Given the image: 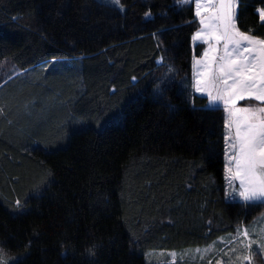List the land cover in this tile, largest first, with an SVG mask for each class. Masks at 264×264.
Listing matches in <instances>:
<instances>
[{
  "label": "trees",
  "instance_id": "16d2710c",
  "mask_svg": "<svg viewBox=\"0 0 264 264\" xmlns=\"http://www.w3.org/2000/svg\"><path fill=\"white\" fill-rule=\"evenodd\" d=\"M118 2L0 0V62L18 71L0 81L11 264H153L264 208L226 194L224 108L193 90L194 1ZM262 8L238 0L237 28L264 39Z\"/></svg>",
  "mask_w": 264,
  "mask_h": 264
},
{
  "label": "snow or ice",
  "instance_id": "6c2138e0",
  "mask_svg": "<svg viewBox=\"0 0 264 264\" xmlns=\"http://www.w3.org/2000/svg\"><path fill=\"white\" fill-rule=\"evenodd\" d=\"M235 4L236 0L197 4L198 9L215 7L216 12L212 17L213 24L202 28L193 37L194 41H202L209 46V51L203 54L205 59L196 61L205 71L200 73L204 79L196 80L195 91L206 93L210 103L222 102L229 111L227 127L230 131L226 139L231 140L229 148L232 155L229 161L234 163L235 172L231 166L227 171L233 180L240 181L239 196L244 201H255L264 198V106L251 109L237 105L239 101L253 98L264 102V39H255L239 32L234 23ZM258 12L261 22H264V9ZM197 15H200L199 11ZM245 43L258 46L262 55L257 58L253 55L255 47L250 52L244 47ZM221 44L222 54L216 47ZM210 52L216 54L210 56ZM209 89L214 90L215 94ZM233 114H239L234 134L231 132ZM247 234V231L243 233L244 236Z\"/></svg>",
  "mask_w": 264,
  "mask_h": 264
},
{
  "label": "rangeland",
  "instance_id": "374dc122",
  "mask_svg": "<svg viewBox=\"0 0 264 264\" xmlns=\"http://www.w3.org/2000/svg\"><path fill=\"white\" fill-rule=\"evenodd\" d=\"M111 6L121 8L119 2L112 3L113 0H98ZM115 4V5H113ZM213 4V3H212ZM213 7H202L200 13L206 14ZM200 23V21H199ZM201 25V23H200ZM205 48V47H204ZM204 50V49H203ZM202 50V53H203ZM202 53L199 57L193 61V72L195 63L202 58ZM199 66L196 65V69ZM205 69L201 66L198 69V73L204 72ZM18 73L16 68L7 61L0 62V81L15 76ZM195 77L193 75V90L195 91ZM210 90V89H209ZM212 90V89H211ZM213 94H215V91ZM196 92V91H195ZM197 93V92H196ZM198 94V93H197ZM203 95V94H201ZM207 96V95H203ZM244 101V100H242ZM209 102V99H208ZM260 102V101H259ZM211 105L222 106L225 112V173H226V194L230 200L244 201L239 196L240 181L238 179L233 180L228 173V167L233 168L235 172L234 163H230L229 157L232 155V151L229 148L231 140L226 139L229 136V128L227 123L230 118L229 111L223 106L222 102ZM264 104V102H263ZM242 108L258 109L264 105L254 106L252 103L245 102L244 104L237 105ZM237 115H231L232 128L231 132L235 133V123L237 122ZM244 202H260L264 204V198L255 201ZM247 231V236L243 233ZM254 241V243H250ZM18 254H11L6 252L0 246V264H11L19 259ZM148 262L153 264H264V208L258 214H256L248 223H241L237 226L234 233H227L216 238L214 241L205 246L188 247L181 250H162V251H148L146 253Z\"/></svg>",
  "mask_w": 264,
  "mask_h": 264
},
{
  "label": "crops",
  "instance_id": "0c3cea01",
  "mask_svg": "<svg viewBox=\"0 0 264 264\" xmlns=\"http://www.w3.org/2000/svg\"><path fill=\"white\" fill-rule=\"evenodd\" d=\"M194 1V7H195V11H196V14H197V12L199 11L200 12V10H201V8L200 9H198L197 8V4H217V3H219V0H193ZM237 7H238V0H236V4H235V9H234V11H235V19H234V23H235V25H236V28H237V22H236V12H237ZM262 9H264V8H262ZM215 12H216V9H215V7H213L212 8V10H210L208 13H206V14H202V12L200 13V15H197V18H198V20L200 21V23H201V21L203 20V24L201 23V25H200V28L196 31V32H198V31H200L202 28H204V27H206V26H209V25H212L213 24V20H212V17L215 15ZM238 29V28H237ZM239 30V29H238ZM195 32V33H196ZM239 32H241V33H244V32H242V31H240L239 30ZM245 35H248V36H251V35H249V34H247V33H244ZM195 35V34H194ZM194 35H193V37H194ZM251 37H253V36H251ZM253 38H255V39H260V38H256V37H253ZM205 39H207V37H205ZM192 43H193V45L194 44H197V43H203L204 45H205V48H204V50H203V53H202V58H200V60H204L205 58H204V52L205 51H209V46H208V44L207 43H204V42H202V41H194V40H192ZM213 44H215V41H213ZM217 48H218V50H219V52L222 54V51H223V47H222V44L221 45H218V46H216ZM244 47L245 48H248V50L250 51V52H253V47H255V51L253 52V55H255L257 58H259L261 55H262V53L259 51V47L258 46H249V45H247L246 43L244 44ZM216 53L215 52H210V56L211 55H215ZM209 63L211 64V61H209ZM196 63H195V68H194V72H193V75H194V77H195V85H196V80L197 79H201V80H203L204 79V77L203 76H201L197 71H198V69H200L201 68V66H199L197 69H196ZM213 67H215V65H212ZM194 85V86H195ZM211 90V89H210ZM198 94H202V93H199V92H197ZM205 95H206V93H204ZM203 94V95H204ZM261 103H263V102H261Z\"/></svg>",
  "mask_w": 264,
  "mask_h": 264
}]
</instances>
